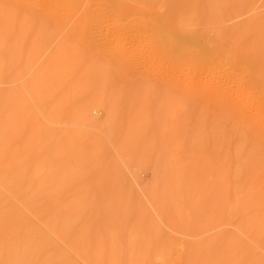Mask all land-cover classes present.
Here are the masks:
<instances>
[{"label": "bare ground", "instance_id": "6f19581e", "mask_svg": "<svg viewBox=\"0 0 264 264\" xmlns=\"http://www.w3.org/2000/svg\"><path fill=\"white\" fill-rule=\"evenodd\" d=\"M14 1L18 4L16 7L19 6V9L15 7ZM58 1L65 7L66 14L77 13L78 10L76 9L82 2V0ZM244 1L247 3L248 0ZM244 1L242 3L239 1V6L244 4ZM252 1L253 0H251V2ZM255 1L256 0L253 2L255 3ZM148 2L151 4L154 2L159 3L154 0ZM228 2L230 3V1ZM150 3H148V5ZM157 3L153 5L158 7ZM186 3L187 2H185V4ZM224 3L226 4V1H224ZM39 5V0H0V264H264V190L260 189L262 188L260 185L264 186L262 184L264 181H262L264 178V13L260 12V15L250 17L248 20L246 19L240 22L241 29L239 30L241 33L235 31H239L237 29L239 26L238 23L237 25H231L233 27L236 25V29L234 28V32L236 33L235 37L239 34L241 36H239L241 38V47H233V49L231 48L230 50H226L225 43L223 44L226 40H224V38L228 37V35H225L224 38L221 35H214L215 33L211 35L209 32H212L210 31L212 27H209V32L196 28L198 25L202 27L201 24L211 22L210 18L213 14L210 15L211 17L209 18L208 16L205 18V16L201 15L202 13L197 15L192 8L195 14L187 17L184 16V14L183 17H180V15H174V17L171 15V17H168V15H170L168 12H166L168 15L165 13L166 17L158 14L159 11L157 13V10L153 11L157 14L151 16L150 19L153 20L152 24L146 25V28L141 31L142 33L140 30L134 32L131 36L134 39L139 38L142 34L147 37V33L149 32L158 37V52H156L165 57L164 60H168L166 64L160 65L161 67L158 66V80H171L175 85L173 89L174 92L186 95V98L183 95L178 97L183 96L182 99L185 98L184 100L186 101H195L196 104L192 107L198 111L197 115L199 114L200 118L206 120L207 124L209 123V126H211V128L209 127L210 138H208L206 142V138L204 139L200 135V131H203L205 127L201 126L203 124L199 126L201 130H198L197 127L202 123L201 120L199 119L200 123L198 125H196L197 123L188 125L190 120H188V118H190V113L192 112L188 113L186 110V117H188L186 118L183 116L185 115V111L181 112L177 109L180 112L179 116H183V119L185 118L184 120L187 122V125H183V127L179 124L180 128H183V130H181L185 133L188 127L192 128L196 125L197 130H193L195 127L190 129L193 130V133L194 131H198L199 133H194V136L193 133L189 132L194 136L193 141L199 143V146H201L200 149L203 148V151H205L206 146H202L205 144L208 146L209 153H211L213 160L209 159L211 157L209 155H205L203 158L206 156L209 157L208 160H210V164L209 166L205 165L208 167L210 177L214 178L215 181L211 182V180L208 179V184L201 190L203 185V183L201 185V181L204 177L201 179L199 178L200 175L198 177L197 174H199L200 170L203 168H200V170L197 168L196 170L198 171L196 176L199 179H197L194 174L193 178L191 176L192 173L188 172L191 174H189L190 177L194 180L196 179L198 181L201 179L200 183L198 182L195 184L196 180L194 181L192 179L187 182V180H189L187 178L186 185L182 181V177L186 172L185 167L181 164L182 162L179 158L178 160L180 161L176 159L177 161L175 162H181V165L175 163L176 166L174 169H169L170 173L168 170V172L166 171V176L167 173H169L168 179L163 180V182L161 181L160 184L157 179L158 183L156 182L155 184H159V186L149 194L150 204H146L144 200L140 198L142 197L141 195L132 196L126 193H117L113 195L114 192L109 194L111 197L109 196L107 202L103 201L104 203L101 204L98 197L90 193L80 196L81 194L78 195V192H76L78 194H72L71 192L67 194L68 192H64L63 190V192L51 194L49 189L51 188L52 176L45 171V175L38 178V174L32 169L34 168L33 165L38 162L39 164L37 165H46L47 167L50 157L52 156L51 153L54 152L51 151V139H53L52 141L56 140L55 147L57 151L59 149L58 144L60 145L61 141H64L66 138L65 129L63 128L64 125H61L63 126L62 129H60L61 131L56 129V126H54V128L51 125L59 126L62 122H67L69 113L72 114V121H81L80 115L78 116L76 111L74 112L77 106H81V104L78 105L77 103V100L80 99L81 101L82 99L80 95L83 94V96L85 95L86 97L87 94L84 93L89 94L90 92V94L93 95L92 90H94L97 85L99 87V84L104 83L106 80L121 78L130 73L144 74L145 70L147 71V68H149V64L145 62H135L133 61L134 59L131 60L129 59L130 57L127 58V56L126 58H121L119 62H117L118 60L114 62V60L104 65L98 64L99 62H97V60L95 61V59H98L97 57L89 61L92 62V60H94V64H92L87 61L84 56L85 54L78 50L55 51L49 54L46 51H19L12 47L2 48V38L5 34L11 35L12 30L16 32L19 24L30 17L28 14V7H39ZM193 5H195L194 2ZM159 6L161 5L159 4ZM221 6L223 5L221 4ZM226 6L224 5V8H226ZM150 7H152V5H150ZM149 9L146 10L149 11ZM161 10H163V7ZM50 11H52L51 18L53 21H56V15L59 14V11H56V9ZM211 11H213V9H211ZM226 11L224 10V13ZM232 11L234 12L233 9ZM151 12L145 11L144 16H150ZM221 12H223V10ZM229 12L230 10L228 13ZM239 12L241 13L242 11ZM239 12L235 10V13ZM211 13L212 12H210V14ZM179 14L181 13L179 12ZM222 14L220 13V15ZM176 15H178V13ZM214 19L216 21L217 17ZM227 20L229 21V18H227ZM229 26L230 25H227V28H229ZM233 27H230L232 31ZM203 28H205L204 25ZM215 31H217L216 28ZM228 31H230V29ZM218 33H220V31ZM149 37H151V35ZM240 38H237L238 40L236 39V42L239 41ZM233 39L234 38H232V40ZM232 40L230 39L231 42ZM90 51L91 50H89V52ZM91 52L89 54H91ZM88 53H86V55ZM92 53L94 54V52ZM227 56H229V59ZM87 57L89 59L91 56L87 55ZM226 58L229 61L226 62V64L228 63L227 65H224V60H226ZM100 59L103 60L104 58ZM103 61L105 62V60ZM95 62L97 63L95 64ZM224 66L226 69L223 74L221 70ZM20 80H26L22 88L17 85ZM122 80L123 78L121 81ZM73 83L79 85L76 87L78 90L70 86ZM110 83H113V81ZM3 84L8 85L7 90L2 88ZM106 88V90H108V87ZM157 89L160 91V88ZM61 91H64L63 93L66 95L61 94ZM118 91L121 92L120 90ZM170 92L171 90L166 94L169 93L171 95V93H174ZM175 93L172 96H174ZM88 97H86L87 100H89ZM186 101L183 102V105H186ZM99 105L101 104L97 106ZM173 105L174 104H172V106ZM207 105H209V107H203ZM203 108L205 111H203ZM185 109L188 108L186 107ZM80 112H82V110ZM85 112L87 111L85 110ZM173 112L176 113L174 108ZM90 116L92 115L90 114ZM87 117H89L88 114L85 116V119H87ZM193 118L197 117L194 116ZM88 122L90 123V121ZM92 125L93 124H91V126ZM184 126L185 128L187 127L186 130ZM25 128L29 129V143L24 146L21 145L22 142L19 141V136L22 132L21 130ZM63 129L64 131H62ZM206 130H208V128H206ZM206 130L205 132H207ZM202 131L201 133H203ZM131 132L132 131L128 132V134L131 135ZM132 133L134 134L135 132ZM184 133L181 132V139L182 134L186 135V133ZM82 135L84 136V134ZM130 135H128L127 139L131 138ZM135 135H133L134 138ZM86 136L90 137V134ZM93 136L91 137L92 140H90H97L96 138L93 140ZM112 137H110L111 139H107L113 140ZM243 139L246 141L248 140L251 145H247L248 147L245 148L243 143L246 141L242 142ZM183 140H185V138L182 139V141ZM130 141H132V139ZM134 141L135 139H133V143ZM138 142L139 141H136V144ZM92 143L90 145H92ZM100 143H102V147H105L103 144L104 141L101 142L100 140ZM179 143L180 142H178V144ZM97 144L99 143L97 142ZM128 144L130 146L129 148H132V146L135 148L139 145L135 146L132 144L131 146V142ZM192 144L193 143L190 142V145ZM195 145L197 146L198 144ZM194 147L192 145L193 150ZM89 149L93 151V148ZM104 149H102L101 152H104ZM200 149L199 153H201ZM182 150L180 149V151ZM148 151L152 153L150 150ZM187 152L188 150L185 154H187L188 158V153L190 151ZM61 153L64 155V152ZM87 153L90 155L89 152ZM99 153H96L97 156ZM181 153L183 154V152ZM185 154L183 155L185 156ZM101 157L103 156L101 155ZM187 158L185 157V159ZM60 159L63 161L62 157ZM193 159L195 160V158H192L189 161L190 163H187L186 160L185 162L187 164H184L188 165L187 167L190 166L189 164L194 166L197 163L194 162L195 164H192L191 161ZM200 159L202 160V158ZM200 159H198V163ZM55 162H53L52 165ZM62 163L60 162V164ZM200 163L204 162L200 161ZM199 164L197 166H199ZM55 167L58 166L55 165ZM37 168L39 167H36V169ZM51 168L53 169V167ZM40 169H42V167ZM160 174H158V176H160ZM163 175H165V173H163ZM205 178H208V176ZM183 179L185 180V178ZM100 182H102V180ZM190 182L194 184H191L193 187L196 186L195 188H198V186L201 187L200 190L203 194V202L197 200H195L196 202L194 203L188 202L190 198H187V191L189 190L192 192L195 189L191 191L188 188ZM241 184H244L243 188ZM94 186L99 187L95 184ZM101 186H104V184ZM97 187L95 188L96 193L99 191H97ZM114 187L117 188V186ZM170 188L175 190L171 191ZM194 192L195 194L197 193L196 190ZM212 192L217 193H214L215 197L211 195ZM102 193L100 191V196ZM189 195L191 194L188 193V196ZM241 195L242 197L245 196L243 198L245 199L244 202L241 199ZM105 196L103 195V197ZM101 200H103V198ZM106 200L107 198L105 201ZM203 206H205L206 209H203ZM209 207L212 210H210ZM193 208H196L197 214L198 212L201 213V210L207 212L209 209L211 212L213 211L214 220L210 221L213 223L215 222L216 225L220 223L222 226H226L227 229L222 235L218 236V234H216V238L212 239L210 237L211 239L209 238V240H173L172 238H170L172 240H157L159 234L163 232L162 223L168 225L172 224L180 229L184 228L186 230L191 229V226L195 225V220L197 225V221L200 222V218L203 216L191 220L193 217L190 218L189 213ZM198 208L200 209L199 211ZM211 212H209V215H212L210 214ZM246 212L250 213L247 220L245 218V216L248 215ZM241 213H243L242 215L246 214L243 216L244 222L242 220V224L241 219L243 217H241ZM205 214L206 213H204V215ZM173 215L176 216L179 221H175L176 218L172 220ZM190 215H192V213H190ZM206 218L207 217L204 216V224L211 225ZM132 220H137L140 224L146 221L149 230H151L150 235L147 234L148 236H145V231H139L143 228H139L141 226H138V228L134 226L137 223ZM130 221L134 223V228L132 227L130 228L131 230L127 229L125 231ZM174 221L175 223H173ZM132 222L131 224H133ZM146 222L143 224H146ZM201 224L203 223L201 222ZM95 225L100 226V230L103 231V234L100 233V231H98L99 233H94V231L97 230V228H93ZM108 226L114 228L113 232L109 230L112 232L111 234L108 232L104 233ZM198 228L193 229L195 230ZM204 231L206 230L204 229ZM182 233L186 232H183L182 229ZM173 237L175 238V236ZM178 246L185 250L184 254L182 256V253L180 254L181 259L179 261L177 258V261H172L175 257L174 255L178 254Z\"/></svg>", "mask_w": 264, "mask_h": 264}, {"label": "rangeland", "instance_id": "374dc122", "mask_svg": "<svg viewBox=\"0 0 264 264\" xmlns=\"http://www.w3.org/2000/svg\"><path fill=\"white\" fill-rule=\"evenodd\" d=\"M51 1H53V2H51ZM88 1H90V0H82V2L78 5V7L76 9V10H78L77 13L66 14L65 13V7L61 4L60 1H58V0L57 1L39 0V4H40L39 7H35V6L28 7L29 8L28 14L30 15V17L26 18L24 20V22L19 24V27L16 29V32L15 31L13 32V30H12L11 35H8L7 33L5 34V36L2 38V48L12 47V48L18 49L19 51H44V52L46 51L49 54L52 52H55V51H77L78 50V51H81L82 53L85 54V55L84 54L83 55L85 56V58L87 59L88 62L91 61V59H95L98 57V59H95V61L97 60V62H99L98 64H101V65L108 64L109 61L111 62L114 60H115L114 62H116L117 60H118L117 62H119L121 58H126V56H127V58L130 57L129 59H131V60L134 59L133 61H135V62L138 61L141 63L145 62L146 64H149V68H147V71L145 70L144 74H142V73H130L132 75V77L130 74H128V75L126 74L121 78H115L112 80H108L110 82L113 81V83H110L106 80L107 82L105 81L104 83L99 84V87H98V85H97V87L95 86L96 88L94 90H92L93 95L90 94L91 92L89 94L84 93V94H87L86 97H88V95H89V97H88L89 100H87L85 95L84 96H83V94L80 95V98L82 97V99H81V101H80V99L77 100V103H78V105L81 104V106H77L76 107L77 109L75 108L74 112L76 111V114L78 116L80 115L81 121H78V122L72 121V119H71L72 114L69 113L67 122H62V124L59 125L61 128L58 125H51L53 127L56 126V129H58L59 131H61L60 129H62V127H63L61 125H64L63 128L65 129V131H64V129L62 131L65 132L66 138L64 141L63 140L61 141L60 145L58 144L59 149L57 148L58 149L57 151H56V147H55L56 140L52 141L53 139H51V148H52L51 151H54L51 153V155H52L50 157L51 161L49 160V164H47V167H46V165L45 166L37 165V164H39L37 162L33 165L34 168H32V169L34 170L35 173L38 174V178L44 176L46 172L52 176L51 188L49 189L51 194L63 192V190H64V192H68L67 194H70L69 192H71L72 194H78L79 193L78 195L81 194L80 196L88 195V193H90L93 196H97L99 201L101 202V204H103L104 202H107L109 200V196L111 197V195H109V194L110 193L112 194V192H114L113 195L114 194L116 195L117 193L118 194L126 193V194H130L132 196H137V195L140 196L141 195L144 198H142V197H140V198L142 200H144V202L146 204L147 203L150 204L149 194L151 192H153L154 189L155 190L157 189V187L159 186L161 181L163 182V180L168 179L169 173H170L169 169H171V170L174 169V167L176 166L175 163L177 165L182 164L185 167V171L188 174L185 172V174L182 177V181L186 185H187V182L190 181V179L194 180L193 178H194V176H196L197 171L200 170V168H203L200 170L199 174H197V175H198V177L200 175L199 178H201V179L203 177L205 178L208 176V178H205L206 181L204 178L202 181H201V179L198 181L195 179L197 182L194 180L195 184H197L198 182L200 183V181H201V185L203 183L202 189L200 186H198L200 184L197 185L198 188H195L196 186L193 187L192 185H194V184L190 182L189 183L190 185L188 184V186H189L188 188L191 191L195 188L194 191L196 190L197 193L195 194L194 191H192V192H190L189 190L187 191V198H190L189 200H191V201L188 200V202L194 203V202H196L195 200H197L199 202H201V201L203 202V200H202L203 194L201 193V190H203V188L208 184V182H207L208 179H210L211 182L215 181L214 178L210 177V173H209V170L207 167L210 164V160H208L209 157H207V156L205 158H203V157L205 155H209V156H211L209 159H212V160H213V157H212L211 153H209L208 146L206 144L204 146H202V147L206 146L205 151H203L202 150L203 148L200 149L201 148V146H199L200 144L195 143L193 141V137L195 136L194 133L197 134V132H198V131H194V133H193V130H195V129L197 130L196 125H198L200 123V120H201L202 123H200L197 127H198V130H201V128H199V126L201 124H203L201 126H203L205 128L204 129L202 128L203 131L202 130L201 131L203 133H201V131H200V135L202 136V138H204V139L206 138L205 140L207 142L208 141L207 139L210 138L209 131H210L211 126H209V123L207 124L206 120L201 119L199 114L197 115L198 111H196V109H194L192 107L196 104L195 101H193V100H187L186 101V100H184L186 98V95L179 94L178 92L177 93L174 92L173 89L175 88V85L173 82H171V80L170 81H163V80L159 81L158 80V78H159L158 74L159 73L157 71V68L161 67L162 64L164 65L168 62V60H166V59L164 60L165 57L160 55V53H157L158 52V49H157L158 48V45H157L158 44V37H156L155 35H153L150 32L147 33L148 34L147 37L144 34H142L137 39H134L131 36L134 34L135 31L140 30V32H141L142 30H144L146 28V25L152 24L153 20L150 18L153 14L154 15L157 14L158 11H159L158 14H161L164 16H166L165 13L168 12L170 14V15H168L166 13L168 15V17L169 16L171 17V15H173L172 17H174V15L175 16L180 15V17H183V14H184V16L187 17V16H190V15L195 14V13L197 15H200L202 13L201 14L202 16H205V18H206V16H208V18H209V17H211L210 15L213 14L212 17L210 18L212 23L207 22V23L201 24L202 27L198 25V26H196V28H198L200 30L202 29V30L208 31L209 27L210 28L212 27L210 29V31H212V32L208 31L209 33H211V35H213L215 33L214 35H221L223 38L225 35H228L229 38L225 37L224 40L225 39L226 40L224 41L223 38H222V40L224 41L223 44L225 43V49L230 50L231 48L233 49V47L234 48L237 46L241 47L240 46L241 45V42H240L241 36L239 34L237 37H235L236 33L234 32V30L236 29L237 23L239 24V26L237 27V29L239 30V29H241V26H240L241 23L240 22H242L246 19L248 20L250 17L256 16V15L258 16L262 12L264 13V0H256L255 3L253 2L254 0L252 2H251V0H248L247 3H245L244 0H237V1L236 0H210V1L209 0L208 1L207 0H197V5H196V0H154V1L159 2V3L156 2L158 7L154 6V5H156L155 2L153 3L154 5L151 4L150 2H148L150 0H91L90 1L91 4ZM224 1H226V4L224 3ZM228 1H230V3ZM234 1H236V2H234ZM239 1H241V3L244 1V4H241V6H239L240 5ZM14 2H15V7H16L18 4L16 3V1H14ZM170 2L173 4H171ZM185 2H187V3L185 4ZM193 2L195 3L196 6L193 5ZM216 2L218 3V5ZM231 2H232V4H231ZM148 3H150V4L148 5ZM181 3H182V5H181ZM208 3H210V4H208ZM104 4H105V6H104ZM159 4L161 6H159ZM221 4L223 6H221ZM150 5H152V7H154V8L150 7ZM210 5H212V6H210ZM224 5L225 6L227 5L226 8H224ZM251 5H253V6H251ZM145 7H146V9L150 8L149 11L146 10ZM156 7H157V9H156ZM162 7H163V10H161ZM240 7H241V9H240ZM251 7H252V9H251ZM16 8L19 9V6ZM52 8L56 9V11H59V14L56 15L57 16L56 21H53V19L51 18V15H52L51 12L52 11H50V10H53ZM191 8L195 10V13H193L194 10H192ZM219 8L221 9V11L223 10V12H221ZM222 8H224V9H222ZM247 8H249V9H247ZM259 8H262V9H259ZM181 9H183V10H181ZM211 9H213V11H211ZM232 9L234 10V12L232 11ZM257 9H258V11H257ZM156 10H157V13L156 12L154 13L153 11H156ZM224 10L225 11L227 10V11L224 13ZM229 10H230L229 13H231V14L228 13ZM235 10H236V12H237V10H238V12L239 11H242V12L241 13L240 12L235 13ZM145 11L151 12L150 13L151 15L148 17L144 16ZM179 12L182 15L179 14ZM210 12H212V13L210 14ZM177 13H178V15H176ZM220 13L221 14L223 13L224 15L223 14L220 15ZM247 13H248V15H247ZM217 14H219V15H217ZM226 14H228V15H226ZM145 17H147V18H145ZM215 17H217L216 21L214 19ZM218 18H219V20H218ZM223 18H224V20H223ZM227 18H229V21L227 20ZM213 20H214V23H213ZM208 24H213V25H208ZM234 24H236L234 27L231 26ZM203 25L205 26V28H203ZM221 25H222V27H221ZM227 25H230L229 28H227ZM224 26H225V28H224ZM230 27L231 28L233 27V31ZM215 28L217 31H215ZM229 29H230V31H228ZM219 31H220V33H218ZM235 31L237 33H241L240 30L239 31L235 30ZM229 33H230V35H229ZM231 34H232V36H231ZM150 35H151V37H149ZM152 37L153 38L155 37L156 39L155 38L153 39ZM232 38H234V39L232 40ZM237 38L238 39L240 38V40L236 42ZM230 39L232 40V42L230 41ZM156 41H157V43H156ZM227 41H229V42H227ZM134 42H135V44H134ZM237 43H239V44H237ZM131 44L134 46H132ZM150 44H151V46H150ZM141 46H143V47H141ZM154 46H156V47H154ZM89 50L94 52V54L91 51H90L91 54H89L90 53ZM139 50H142V51H139ZM95 52L96 53L98 52V53L96 54ZM86 53H88L87 54L88 56H91V57H89V59H88ZM96 55H98V56H96ZM229 55H230V53H229ZM140 56H141V58H140ZM228 57L229 56H227V58ZM100 58H104L103 60H105V62ZM227 58H226V60H224V65L226 64V62L229 61V60H227ZM142 60H144V61H142ZM159 60H160V62H159ZM100 61H103L104 63L100 62ZM97 62H95V64ZM89 63L94 64V60H92V62H89ZM153 67H154V69H153ZM223 69L222 70L220 69L222 71V73L225 72L226 67L224 66ZM129 76H130V78H129ZM122 78H123V80L121 81ZM133 81L136 83H134ZM24 82H26V80H20V81H18L17 85L22 88ZM7 86H8L7 84H3L2 88L4 90H7V88H8ZM70 86L74 87V89L78 90L76 87L79 85L78 84L76 85V83H73ZM132 86H134V87H132ZM106 87H108V90H106L107 89ZM157 88H160V91ZM118 90H120L121 92H119ZM170 90H171V92L175 93L174 96H172L174 93H171V92H170L171 95L169 93L166 94ZM161 91H162V93H161ZM61 92H60L61 94H65V93H63L64 91H61ZM164 95H166V96H164ZM181 95H183L185 98L182 99L183 96L178 97ZM60 96H63V95H60ZM176 96H177V98H176ZM90 97H92V98H90ZM169 97H170V99H169ZM176 100H178V101H176ZM181 100H182V102H181ZM79 101H80V103H79ZM185 101H186V105H188L189 107L186 105H183L184 104L183 102H185ZM97 103L101 104V105L97 106L98 105ZM86 104H88V105H86ZM172 104H174V105L172 106ZM180 106H182L183 108ZM186 107L189 110L185 109ZM203 107L204 108L209 107V105L203 106ZM173 108L176 110V113L173 112ZM177 109L181 112L185 111V115H183L185 117L187 114L186 110L188 111V113L192 112V113H190V118L186 117V118H188V120L190 119L188 122V125H192L191 123H193V124L197 123L192 128L186 127L187 130L184 126V128L187 132H185L186 135H183V134L181 135L182 139L185 138V140H183V141L180 137V134H181V132L184 133L182 131L183 130L182 127H183V125H187L186 124L187 122H186V120H184L185 118L183 119V116H181V117L179 116L180 112ZM81 110H82V112H80ZM85 110L87 112H85ZM193 111H194V113H193ZM203 111H205V109ZM78 112H79V114H78ZM86 113L89 115V117H87V119H85V116L87 115ZM90 114L92 116H90ZM194 116L197 117L198 120L200 119L199 122H198L197 118H193ZM92 117H93V120H92ZM178 118H179V120H178ZM192 118L194 119V121ZM88 121H90V123ZM93 121L96 125L93 123ZM195 121H197V122H195ZM91 124H93L94 126L93 125L91 126ZM179 124L182 125L181 128H180ZM94 128H96V129H94ZM190 128L191 129L194 128V129L191 130ZM206 128H208V130H206ZM179 130H181V131H179ZM188 130H191V131H188ZM205 130L207 132H205ZM21 131L22 132L20 133L19 141L22 142L21 145L25 146L29 143V134H28L29 129L25 128L24 130H21ZM130 131L135 132V133L133 134L131 132V135H132L131 136L130 134H128V132H130ZM178 132H179V134H178ZM189 132L193 133L194 136H192V134H190ZM82 134H84V136ZM89 134H90V137L86 136ZM91 135L92 136L94 135L93 140H95V138H96L97 140H95V141H97L99 144H97V142H95V141H91L92 140ZM128 135H130L131 138L127 139ZM133 135H135V138L133 137ZM96 136H98V137H96ZM110 137H112L113 140L107 139ZM139 137H141V138H139ZM131 139H132V141H130ZM133 139H135L134 143H133ZM179 139H180V141H179ZM100 140H101V142L104 141L103 144L105 145V147L104 146L103 147L105 149L101 146L102 143H100ZM127 140H129L131 142V146H132V144L135 146L138 144L139 145L135 148L133 146H132V148H129L130 146L128 143H130V142ZM136 141H139V142L136 144ZM244 141H246V140L243 139L242 142H244ZM178 142H180V143L178 144ZM190 142L193 143L192 144L193 147L194 146L196 147V148L194 147V150L192 149V145H190ZM248 142L249 141L247 140L245 143H243V146L245 148L251 145L250 142L249 143ZM52 143H54V144H52ZM62 143H63V145H62ZM91 143H92V145H90ZM109 143H111V144H109ZM185 143H186V145H185ZM188 143H189V145H188ZM93 144H94V147H93ZM106 144H107V146H106ZM126 144H128V145H126ZM195 144H198V145L196 146ZM52 145H54V146H52ZM60 146L63 150L60 148ZM151 147H152V149H151ZM197 147H198V150H197ZM89 148H93V151H92V149L90 150ZM102 149H104L105 151L101 152ZM180 149L181 150L183 149V150L180 151ZM185 149H187L188 152L190 151L189 153L187 152L188 158H187V154H185L187 151ZM199 149H200L201 153H199ZM148 150H150L152 153H150ZM59 151H60V155H59ZM61 152H64V155ZM87 152H89L90 155H88ZM181 152H183V154H185V156ZM54 153H55V155H54ZM96 153H99V155L97 156ZM195 153H197V154H195ZM61 154H62V156H61ZM177 154L179 157L177 156ZM180 154H181V156H180ZM190 154H191V156H190ZM101 155L103 157H101ZM197 156H198V158H197ZM56 157H58V158H56ZM61 157L63 158V161H61L62 160V159H60ZM97 157H98V159H97ZM185 157L187 159H185ZM179 158H180L182 163L181 162H175ZM192 158H195V160L193 159L191 161L192 164H195V163H197V164H195L194 166L189 164L190 166L187 167L188 165L184 164V163H186L185 161L187 160V163H190L189 161ZM200 158H202V160ZM184 159H185V161H184ZM198 159H200L199 163H200V161L204 162V163L199 164ZM180 160H178V161H180ZM205 160L207 161V163L209 161V163L207 164ZM55 161H58L59 163L55 162ZM53 162H55L54 164L58 167H55L54 164H53L54 165L53 166L52 165ZM60 162L61 163L63 162V163L60 164ZM198 164H199V166H197ZM36 167H39V168L36 169ZM41 167H42V169H40ZM51 167H53V169ZM197 168H198V170H196ZM41 170L43 171V173ZM55 170H57V171H55ZM167 170L169 171V173H167V176H166ZM188 171L190 173H192V175ZM55 172H56V174H55ZM160 172L162 175L160 174ZM163 173H165V175H163ZM37 174H36V176H37ZM158 174H160V176H158ZM189 174L193 178H191ZM193 174H194V176H193ZM55 175L57 176V178ZM65 176H66V178H65ZM161 176H162V178H161ZM198 177L196 176L197 179H199ZM183 178H185V180ZM187 178L189 180H187ZM94 179L97 183L94 181ZM157 179L159 180V184H155L156 182L158 183ZM53 180H54V182H53ZM101 180H102V182H100ZM186 180H187V182H186ZM263 180H264V178L262 179V181ZM94 184L99 186V187L96 186L97 191L99 190L97 193H96V189H95L96 187L94 186ZM103 184H104V186H101ZM262 184L264 185V181ZM52 185H53V187H52ZM243 185L244 184H241L242 188H243ZM114 186H117V188H115ZM68 187H70V188H68ZM260 187L264 188V186H262V185H260ZM53 188H54V191H53ZM55 188H57V189H55ZM262 188H260V189L264 190ZM114 189H116V190H114ZM197 189L198 190L201 189V190L198 191ZM170 190L173 191L175 189L170 188ZM100 191H101V193L103 192L101 194L102 197L100 196ZM76 192H78V193H76ZM188 193L191 195L188 196ZM214 193H216V192H214ZM214 193L213 192L211 193V195L213 197H215ZM103 195L104 196L107 195V196L103 197ZM191 197H192V199H191ZM241 197H242V195H241ZM244 197L245 196H243L241 198L243 202L245 200V199H243ZM102 198H103V200H101ZM106 198H107V200L105 201ZM201 206H202V203H201ZM199 208L202 209L201 207H199ZM199 208H198V211L200 210ZM203 209H206V207L203 206ZM209 209L212 210L210 207H209ZM209 209H208V211L211 212ZM191 211H193V212H191ZM191 211H190V213H192V215H190V213H189L190 218L193 217L191 220H195L196 217L200 218V216L201 217L203 216L202 218H200L201 220L199 219L200 222L197 221V223L199 225L198 224L196 225V220H195L196 226L195 225L191 226L192 228L187 229V230L182 228L183 232H186V233H182V229H180V228H178L172 224L168 225V224L162 223V227H163L162 231L163 232L159 234L160 239H159V237H157V240H172V239L173 240H207V239L209 240L210 237L212 239L216 238L217 237L216 234H218V236L222 235V233L227 229L226 226H224V225L222 226L220 223H217V225H216L215 222L213 223L210 221V220H214L213 219L214 218L213 211L210 213L212 215H209V212L208 211L206 212L205 210H203V211L201 210V213L198 212V214H197L196 208H193ZM204 213H206V214L204 215ZM207 213H208V216H207ZM242 214L243 213H241V217L248 214L245 216L246 220H247L248 216L250 215L249 212L248 213L246 212V214H244V215H242ZM204 216L207 217L206 219H208L207 221L209 223H211V225L204 224V222H205ZM209 216L212 218H210ZM172 218H173L172 220H174V218H176L175 221L176 220L179 221L178 218L174 215L172 216ZM242 220L244 222V217L241 219V224L243 223ZM132 221H130L127 224L125 231L127 229L131 230L130 228H132V227L134 228V226H137V228H138V226H141L139 228H143L144 230L140 229L139 231H143V232L145 231L144 232V234L146 233L145 236L150 235L151 230H149V226H148L146 221H143L140 224L139 221L134 220L133 222H136L137 223L136 225H134V223ZM175 221L173 223H175ZM131 222L133 224H131ZM145 222H146V224H143ZM201 222L203 224H201ZM97 226H99V225H95L93 227L95 229L97 228V230L93 229V230H95L94 233L95 232L99 233L98 231H100V233H102L103 231L100 230V226L99 227H97ZM177 228L179 229V231ZM193 228H198V229L194 230ZM164 229H165V231H164ZM204 229L206 231H204ZM228 229H230V228H228ZM106 230L104 231V233L108 232L111 234L113 232L114 228H110V226H108V228H106ZM109 230L112 232H110ZM147 232H149V233H147ZM168 234H170V235H168ZM195 234H196V236H195ZM192 235H194V236H192ZM173 236H175V238ZM170 238H172V239H170ZM181 250H182V252H181ZM184 251L185 250H183L181 247L178 246V252H177L178 254H175L174 258L172 257L173 258L172 261H177V260L179 261L181 259L180 254L182 253L181 254V256H182L184 254ZM176 258H177V260H176Z\"/></svg>", "mask_w": 264, "mask_h": 264}]
</instances>
